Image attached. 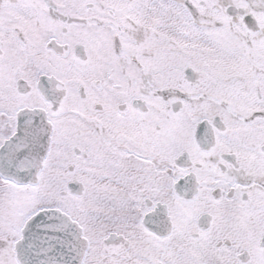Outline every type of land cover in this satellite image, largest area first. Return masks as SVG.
I'll list each match as a JSON object with an SVG mask.
<instances>
[{"label": "snow or ice", "instance_id": "1", "mask_svg": "<svg viewBox=\"0 0 264 264\" xmlns=\"http://www.w3.org/2000/svg\"><path fill=\"white\" fill-rule=\"evenodd\" d=\"M0 264H264V0H0Z\"/></svg>", "mask_w": 264, "mask_h": 264}]
</instances>
